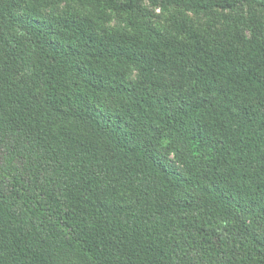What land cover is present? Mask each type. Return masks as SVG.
I'll return each instance as SVG.
<instances>
[{
    "label": "trees",
    "instance_id": "trees-1",
    "mask_svg": "<svg viewBox=\"0 0 264 264\" xmlns=\"http://www.w3.org/2000/svg\"><path fill=\"white\" fill-rule=\"evenodd\" d=\"M0 264H264V0H0Z\"/></svg>",
    "mask_w": 264,
    "mask_h": 264
},
{
    "label": "rangeland",
    "instance_id": "rangeland-1",
    "mask_svg": "<svg viewBox=\"0 0 264 264\" xmlns=\"http://www.w3.org/2000/svg\"><path fill=\"white\" fill-rule=\"evenodd\" d=\"M62 10H64L62 8ZM158 15H159V23L161 24H164L166 18H168L170 16V13L169 12H161V11H157ZM109 28L111 29H121L122 26L121 25H118V24H115V23H112L111 25L108 26Z\"/></svg>",
    "mask_w": 264,
    "mask_h": 264
}]
</instances>
